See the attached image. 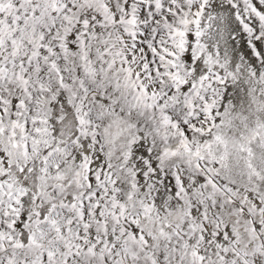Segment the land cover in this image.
<instances>
[{
    "label": "snow or ice",
    "instance_id": "obj_1",
    "mask_svg": "<svg viewBox=\"0 0 264 264\" xmlns=\"http://www.w3.org/2000/svg\"><path fill=\"white\" fill-rule=\"evenodd\" d=\"M0 264H264V0H0Z\"/></svg>",
    "mask_w": 264,
    "mask_h": 264
}]
</instances>
